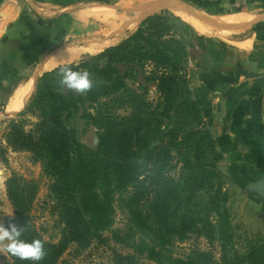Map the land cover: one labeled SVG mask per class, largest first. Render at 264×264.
<instances>
[{
    "label": "trees",
    "instance_id": "trees-1",
    "mask_svg": "<svg viewBox=\"0 0 264 264\" xmlns=\"http://www.w3.org/2000/svg\"><path fill=\"white\" fill-rule=\"evenodd\" d=\"M165 22L161 15L149 17L119 45L44 73L16 114L18 120L8 121L0 157L7 147L27 151L49 181L59 229L56 243L44 241L28 215L33 189L22 187L16 176L5 183L15 216L4 226L23 225L21 239L44 243L46 254L39 264H60L67 250L79 255L95 243L120 248L112 249V264H217L211 250L192 249L184 260L170 256L176 240L190 238L204 239L212 248L213 242H220L221 264H264V243L250 244L243 252L227 251L232 235L223 177L217 169L221 157L205 127L202 100L181 74L186 48L175 41L174 48L160 49L152 42L168 33ZM148 62L153 76L145 80L156 83L154 101L147 99L146 88L139 93L127 87L128 73L122 76L117 68H144ZM61 68L88 71L92 88L82 95L58 96ZM79 107L85 108L88 125L97 130L94 150L76 143L66 126ZM118 111L127 113L120 116ZM34 113L38 121L27 130L25 118ZM114 205L125 214V230L112 227ZM9 257L8 264H28Z\"/></svg>",
    "mask_w": 264,
    "mask_h": 264
},
{
    "label": "crops",
    "instance_id": "crops-1",
    "mask_svg": "<svg viewBox=\"0 0 264 264\" xmlns=\"http://www.w3.org/2000/svg\"><path fill=\"white\" fill-rule=\"evenodd\" d=\"M114 1L119 4L122 0ZM178 1L195 11H206L207 15L197 12L215 23L224 17L241 16V24L217 23L241 29L213 27L231 31V41L200 36L188 25L193 37L191 46L185 50L182 66L194 70L185 75L188 89L202 100L200 112L220 154L217 169L226 187L245 189L252 203L264 210V0ZM100 4L108 5L86 0H6L3 3L0 7V123L4 124L24 109L31 98L33 91L21 109L8 111L19 88L30 81L34 90L39 77L63 66L46 71L51 55L68 47H82L75 36L81 35L84 28L93 33V20L99 21L94 9ZM168 11L187 15L177 10L161 13ZM249 14L254 18L244 21L243 15ZM127 23L130 22L124 24ZM235 32L243 35L239 37ZM197 37L202 39L201 43ZM68 38L71 41L66 44ZM247 40L251 42L248 48L243 45ZM57 44L60 46L55 48ZM82 56L68 64L78 63ZM9 67L16 72V83L3 98L7 85L13 81L8 76ZM33 68L38 69L37 75L32 72ZM29 73L32 76L25 79L24 75Z\"/></svg>",
    "mask_w": 264,
    "mask_h": 264
},
{
    "label": "rangeland",
    "instance_id": "rangeland-1",
    "mask_svg": "<svg viewBox=\"0 0 264 264\" xmlns=\"http://www.w3.org/2000/svg\"><path fill=\"white\" fill-rule=\"evenodd\" d=\"M155 1L158 0H122L119 4H116L114 0H109L108 2L106 1L108 5L100 4L99 8L97 7L94 9H97V13L106 11L105 9H103V6L115 9H113V11L109 10L115 15V19L113 21L114 26H111V29L107 23H103L102 17L99 16V21L93 20V22L95 23V25H93V33L90 32V29L84 28L81 35L78 34L79 36H75V39L76 37L80 39V41L77 42L78 45H82L83 47L90 45H95L96 47L99 46L93 52L84 54L82 58L86 56H95L103 52L108 47L117 46L132 34H134L141 25L140 24L138 26V24L135 25L134 23L138 21L140 12L131 10L138 6H141L142 4ZM197 11L200 10L197 9ZM200 12L207 15L206 11ZM157 15H161L164 17L166 21L164 28L168 29V33H164L163 37L160 38V40L154 38L152 42L159 45L160 49L163 47H166L168 49L169 46H171V48H174V44L176 41L177 43L182 44L184 48L187 49L193 37L191 33H189L186 29L188 25L183 22V20H181L178 16H176L175 13L169 11L159 13ZM243 17L244 21L254 18L253 15L250 14L243 15ZM126 22H130L131 25L125 29H122L121 31L122 25ZM160 28L161 27H159V29ZM79 29L80 28L78 27V31ZM112 30L114 31L112 32ZM153 30L154 29H151V31ZM156 30L158 29L156 28ZM235 35H239L240 37L243 35V33L235 32ZM207 38H213V40L215 41H222V36L219 33H214L211 37ZM70 41L71 38H68L65 43L68 44ZM59 46L60 44H57L54 47L56 48ZM117 68L119 74L122 76L125 73H128V77L125 80L127 87L132 90L138 91L139 93H142V90L146 88L147 99L149 101L156 100V83L146 82L145 80L146 76H153L150 74L154 69L151 63H146L144 65V68H139L136 64L132 66L120 64L117 66ZM9 69L11 70V74H8V76L13 77V81L11 85H7L3 98L10 93L11 87L14 88L13 85L14 83H16V81L14 80V77L16 78L17 76L16 72H14L12 67H9ZM129 69H133L132 72L131 70L129 71ZM33 71L35 72V75H37L39 72L38 69L35 70V68H33L32 72ZM193 71L194 70H190L184 65L182 66L181 74L184 77L185 75L188 76V72ZM29 76H32V74L29 73L24 75L25 79H27ZM55 93L58 96L64 98H67L68 93L77 95V93H75L74 91H70L67 88L63 87H61L59 90H56ZM84 112L85 108L79 107L78 111L71 116V119L66 120V126L67 128H69L72 139L76 143L80 144L88 150H94L97 143V130L94 127L88 125L85 119L86 115L84 114ZM126 113V111H118L117 115L121 116L125 115ZM9 120H18V118L15 115L8 118V120H6L4 124L0 123V143L3 146H6L5 135ZM25 121V129L28 130L31 128V125L33 123L38 121V117L35 113L28 114V116L25 118ZM176 169H178V167H176ZM15 176L17 178L19 177V179L22 181V187H29L30 189H33L34 198L28 211V215L30 217H33V224L38 230L42 232L44 241H53V243H56L59 240V229L55 225L56 215L51 207L52 201L49 200L47 191L49 181L47 178L42 176L40 163H34L32 155L27 151H16L7 147L4 156L0 157V224L4 225L7 219L13 218L15 216L14 206L7 196L5 186L7 180L12 179ZM223 182V187L226 194L225 198L227 200V202L225 203V208L227 209L229 217L228 233L232 235L231 246L230 244L228 245V243L225 244L227 251H230L231 253L233 251L243 252L250 244L264 243V216L260 214L264 213V210L260 208L261 206H257V204L252 203L248 191L240 188L238 190L232 189V187L227 188L226 182L224 180ZM27 192L28 191H26V193ZM112 221V227L115 230H125L128 227V222L126 220L125 214L117 205H114L113 208ZM221 243L223 245V242ZM210 246H212V244L201 238H190L187 241L176 240L173 246H171L169 254L174 259L184 260L188 252L192 249H200L205 251L211 250L214 254L216 263L221 264L219 259H221L222 253L224 254V252L221 251L220 242H213V248ZM2 247L3 244H0V248ZM112 249L119 250L120 248L113 245L112 243H109L108 246H98L95 243L79 255H75L73 250L70 249L61 256L59 263L112 264ZM121 252L127 253L126 251ZM9 262V254L7 252L0 251V264H8Z\"/></svg>",
    "mask_w": 264,
    "mask_h": 264
},
{
    "label": "bare ground",
    "instance_id": "bare-ground-1",
    "mask_svg": "<svg viewBox=\"0 0 264 264\" xmlns=\"http://www.w3.org/2000/svg\"><path fill=\"white\" fill-rule=\"evenodd\" d=\"M103 9H105L106 11L98 12V13H96V15L101 16L103 23L104 22L107 23L110 26V28L112 29L111 26H114L113 21L115 19V15L113 14V12L109 11L108 8H107L108 10L106 8H103ZM175 14L181 20H183V22H185L187 25H189V27H191L193 29V31H195V33H197L200 36L211 37L214 33H219L222 36L223 41H231V36L233 35V33L231 31L222 30L219 28H213V27L207 26V25L203 24L202 22H200L199 20L194 19L193 17H189V16H187L181 12H175ZM241 21H242L241 16H230V17H224V18L218 19V21H216V22L220 23V24H224V25H234V24H238V23L241 24L240 23ZM113 31L114 30H112V32ZM250 43L251 42L247 40L243 45L248 48L250 46ZM237 45H240V44H237ZM234 46H236V44ZM98 47L99 46L96 47L95 45L94 46L90 45V46H85V47H83V46L77 47L76 46V47H68L66 49H63V50L59 51L57 54H54V56L51 55L52 57L51 56L49 57L50 59L47 62V64L45 65V70L50 71V70L56 68L58 65L73 63L75 61L77 62V60L79 59L80 56H82L86 53H91L95 49H97ZM42 66H44V65H42ZM32 91H33L32 82L28 81V83H26L23 87L19 88L15 92V94L13 96V101L11 102V104L8 108V111H11L13 109L14 110L15 109H21L22 105L30 98Z\"/></svg>",
    "mask_w": 264,
    "mask_h": 264
},
{
    "label": "clouds",
    "instance_id": "clouds-1",
    "mask_svg": "<svg viewBox=\"0 0 264 264\" xmlns=\"http://www.w3.org/2000/svg\"><path fill=\"white\" fill-rule=\"evenodd\" d=\"M59 75L61 87L80 95L85 94L93 86L90 73L86 70L73 71L71 68H61ZM23 231L24 226L14 222H10L7 227L0 224V244H3L0 251L7 252L22 262L39 264L46 254L44 243L39 239L26 242L21 239Z\"/></svg>",
    "mask_w": 264,
    "mask_h": 264
},
{
    "label": "water",
    "instance_id": "water-1",
    "mask_svg": "<svg viewBox=\"0 0 264 264\" xmlns=\"http://www.w3.org/2000/svg\"><path fill=\"white\" fill-rule=\"evenodd\" d=\"M5 1L6 0H0V7L3 5V3ZM165 10L182 11V12L186 13L187 15L195 17V18L199 19L200 21H202V22H204V23H206L212 27H219V28H223V29H241V27L218 25L217 23L210 20L208 17H206L203 14L195 11L194 9H191L190 7H188L187 5L183 4L182 2H180L178 0H162V1L154 2V3L143 4L141 6H138L134 9H132L131 11H139L140 12V16H139L138 21L134 22L135 25L138 24V26H139L143 21H145L149 17L157 15V14H159ZM130 25H131V23L124 24L121 27V31H122V29H125V28L129 27Z\"/></svg>",
    "mask_w": 264,
    "mask_h": 264
}]
</instances>
